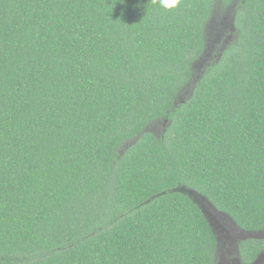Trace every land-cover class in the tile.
<instances>
[{
	"label": "trees",
	"instance_id": "trees-1",
	"mask_svg": "<svg viewBox=\"0 0 264 264\" xmlns=\"http://www.w3.org/2000/svg\"><path fill=\"white\" fill-rule=\"evenodd\" d=\"M181 188L264 231V0H0V264H216Z\"/></svg>",
	"mask_w": 264,
	"mask_h": 264
},
{
	"label": "rangeland",
	"instance_id": "rangeland-1",
	"mask_svg": "<svg viewBox=\"0 0 264 264\" xmlns=\"http://www.w3.org/2000/svg\"><path fill=\"white\" fill-rule=\"evenodd\" d=\"M215 11H217L216 14L210 19L207 25L208 39L206 49L201 59L194 66L200 74H202L203 70L208 67L212 61L219 57L221 50L235 38L233 4L227 8H216ZM200 74H198L197 77H199ZM183 94L187 96L189 91L187 90V93L184 92ZM184 95L179 98L182 100L185 97ZM164 128L165 123L163 121H158L148 126L147 131L153 132L159 136L163 133ZM193 199L197 200L196 202L203 210V213L216 235L218 246L216 264H221L222 260V264H227V261L232 262V258L235 257L236 246L240 240L264 238V231L246 233L236 226L228 216L216 211L207 201L201 198ZM220 255H222L221 258ZM257 264H264V255L259 258Z\"/></svg>",
	"mask_w": 264,
	"mask_h": 264
},
{
	"label": "flooded vegetation",
	"instance_id": "flooded-vegetation-1",
	"mask_svg": "<svg viewBox=\"0 0 264 264\" xmlns=\"http://www.w3.org/2000/svg\"><path fill=\"white\" fill-rule=\"evenodd\" d=\"M243 231V230H242ZM246 232V231H244ZM259 232H262V231H259ZM246 233H258V232H246ZM260 239V238H259ZM242 240H245V239H242ZM240 240V241H242ZM239 241V242H240ZM239 242L236 246V253H235V257L232 258V262H229L227 261V264H257L258 261H259V258H261L263 255H264V252H261L260 254H258V256L255 258V260L253 262H250V263H244L243 261H241L240 257H239ZM222 257V255H220V258ZM223 262V260H222ZM221 262V264H222Z\"/></svg>",
	"mask_w": 264,
	"mask_h": 264
},
{
	"label": "clouds",
	"instance_id": "clouds-1",
	"mask_svg": "<svg viewBox=\"0 0 264 264\" xmlns=\"http://www.w3.org/2000/svg\"><path fill=\"white\" fill-rule=\"evenodd\" d=\"M181 3V0H159V5L161 8L171 11L177 8Z\"/></svg>",
	"mask_w": 264,
	"mask_h": 264
},
{
	"label": "water",
	"instance_id": "water-1",
	"mask_svg": "<svg viewBox=\"0 0 264 264\" xmlns=\"http://www.w3.org/2000/svg\"><path fill=\"white\" fill-rule=\"evenodd\" d=\"M179 191L181 192H187V194L191 197V198H201L202 200L207 201L204 197L200 196L199 194L195 193L192 190H186L184 188L180 189ZM194 200V199H193ZM195 202L197 201L196 199L194 200ZM208 202V201H207ZM197 203V202H196ZM198 204V203H197Z\"/></svg>",
	"mask_w": 264,
	"mask_h": 264
}]
</instances>
